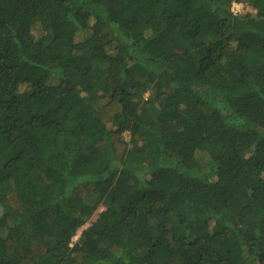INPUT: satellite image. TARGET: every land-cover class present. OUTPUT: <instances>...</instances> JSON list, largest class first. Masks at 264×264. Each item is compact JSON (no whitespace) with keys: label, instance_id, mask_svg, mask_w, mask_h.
Listing matches in <instances>:
<instances>
[{"label":"trees","instance_id":"1","mask_svg":"<svg viewBox=\"0 0 264 264\" xmlns=\"http://www.w3.org/2000/svg\"><path fill=\"white\" fill-rule=\"evenodd\" d=\"M261 119L264 0H0V264H264Z\"/></svg>","mask_w":264,"mask_h":264},{"label":"rangeland","instance_id":"2","mask_svg":"<svg viewBox=\"0 0 264 264\" xmlns=\"http://www.w3.org/2000/svg\"><path fill=\"white\" fill-rule=\"evenodd\" d=\"M247 9L248 8H245V5H243V4H233L232 5V10L234 11V13H237V14H243V13H245V12H247ZM81 39V37L80 38H78V40H80ZM259 123H260V125L262 126V127H264V119H261L260 121H259ZM101 211V210H100ZM88 225H86L85 227H87ZM84 227V228H85ZM78 235H79V233H78ZM78 235H77V237H78ZM77 238L75 237L74 239H73V241H75Z\"/></svg>","mask_w":264,"mask_h":264}]
</instances>
